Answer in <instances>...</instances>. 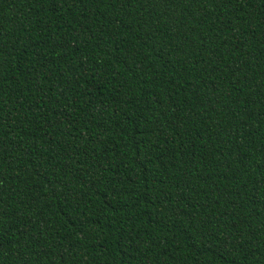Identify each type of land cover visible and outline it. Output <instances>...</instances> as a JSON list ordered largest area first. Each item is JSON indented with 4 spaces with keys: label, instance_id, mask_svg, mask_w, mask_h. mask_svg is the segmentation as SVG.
I'll return each instance as SVG.
<instances>
[{
    "label": "trees",
    "instance_id": "trees-1",
    "mask_svg": "<svg viewBox=\"0 0 264 264\" xmlns=\"http://www.w3.org/2000/svg\"><path fill=\"white\" fill-rule=\"evenodd\" d=\"M0 264H264V0H0Z\"/></svg>",
    "mask_w": 264,
    "mask_h": 264
}]
</instances>
